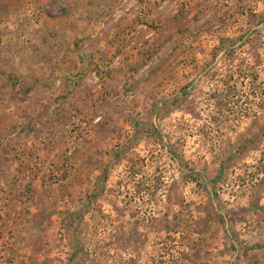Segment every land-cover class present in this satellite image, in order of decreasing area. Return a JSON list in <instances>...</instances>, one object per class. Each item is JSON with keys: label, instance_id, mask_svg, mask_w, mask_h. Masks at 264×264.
I'll use <instances>...</instances> for the list:
<instances>
[{"label": "rangeland", "instance_id": "rangeland-1", "mask_svg": "<svg viewBox=\"0 0 264 264\" xmlns=\"http://www.w3.org/2000/svg\"><path fill=\"white\" fill-rule=\"evenodd\" d=\"M0 264H264V0H0Z\"/></svg>", "mask_w": 264, "mask_h": 264}]
</instances>
